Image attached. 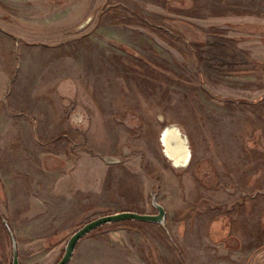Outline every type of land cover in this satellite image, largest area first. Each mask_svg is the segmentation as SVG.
<instances>
[{"label": "rangeland", "instance_id": "rangeland-1", "mask_svg": "<svg viewBox=\"0 0 264 264\" xmlns=\"http://www.w3.org/2000/svg\"><path fill=\"white\" fill-rule=\"evenodd\" d=\"M152 195L67 264H264V0H0V263Z\"/></svg>", "mask_w": 264, "mask_h": 264}, {"label": "water", "instance_id": "water-1", "mask_svg": "<svg viewBox=\"0 0 264 264\" xmlns=\"http://www.w3.org/2000/svg\"><path fill=\"white\" fill-rule=\"evenodd\" d=\"M174 134L176 135L174 136ZM180 135H181L180 131L175 126L170 125L163 130L161 137L165 145V151L168 154V156L175 163L184 164L188 161L189 152L187 149H185L184 140L182 139L180 140V137H179ZM176 146H179V150L181 153L180 159H175V156H174L175 155L174 150ZM151 203L155 207L156 213L150 214V213H140V212H135V211H119L115 213L98 216L84 223L81 227L75 230L71 234V236L68 238L64 246L63 254L61 255L60 259L54 264H67L72 257V254H73V251H74V248L77 242L83 236L89 233L91 230L103 224L114 222V221H119V220H125V219L164 224L165 214H166L164 207L155 201V196L153 195L151 197ZM6 228L8 229V232L11 236V242H12L11 264H22L18 258L15 238L13 237L12 232L9 229L8 225H6Z\"/></svg>", "mask_w": 264, "mask_h": 264}, {"label": "bare ground", "instance_id": "bare-ground-1", "mask_svg": "<svg viewBox=\"0 0 264 264\" xmlns=\"http://www.w3.org/2000/svg\"><path fill=\"white\" fill-rule=\"evenodd\" d=\"M175 159H180L181 158V153H180V150H179V146H176L175 150Z\"/></svg>", "mask_w": 264, "mask_h": 264}, {"label": "flooded vegetation", "instance_id": "flooded-vegetation-1", "mask_svg": "<svg viewBox=\"0 0 264 264\" xmlns=\"http://www.w3.org/2000/svg\"><path fill=\"white\" fill-rule=\"evenodd\" d=\"M177 128V127H176ZM176 134H174V136H175ZM181 138V137H180Z\"/></svg>", "mask_w": 264, "mask_h": 264}]
</instances>
